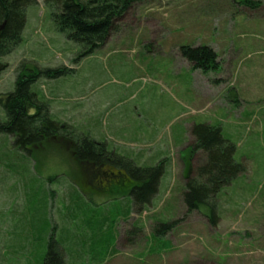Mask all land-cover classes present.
Here are the masks:
<instances>
[{
	"label": "rangeland",
	"instance_id": "obj_1",
	"mask_svg": "<svg viewBox=\"0 0 264 264\" xmlns=\"http://www.w3.org/2000/svg\"><path fill=\"white\" fill-rule=\"evenodd\" d=\"M252 1L254 8L240 0H142L85 57L56 30L43 0L29 6L21 44L1 60L0 95L14 90L20 71L67 67L34 85L54 118L137 166L164 159L166 166L157 196L139 213L128 195L138 182L124 171L106 176L107 166H94L90 176L70 141L20 147L0 134V264H264V196L260 203L253 196L264 192V132L256 126L264 122V0ZM183 45L214 48L220 70L194 69L179 53ZM228 113L246 117V127L233 132ZM217 121L246 170L219 193L214 227L208 207L187 214L182 193L191 127ZM168 221H178L172 232L151 235Z\"/></svg>",
	"mask_w": 264,
	"mask_h": 264
},
{
	"label": "trees",
	"instance_id": "obj_2",
	"mask_svg": "<svg viewBox=\"0 0 264 264\" xmlns=\"http://www.w3.org/2000/svg\"><path fill=\"white\" fill-rule=\"evenodd\" d=\"M141 1L43 0L50 10L56 30L81 46L80 57L89 56L101 48L111 34L119 29L122 19ZM240 2L249 8H254L258 4L252 0ZM36 3L37 0H0V74L5 69L1 60L21 44L27 21V9ZM179 53L193 64L194 69H200L205 74L220 70L219 55L210 46L183 45ZM69 71L67 67L45 68L32 73L20 71L14 90L0 95V104L6 113V120L0 121V134L13 135L15 143L20 147L32 144L43 146L50 141L68 143L70 141L69 144L72 145L70 154L78 162L87 165V173L90 176L94 166L106 165L108 170L106 176H113L120 170L124 171L129 178L132 177L138 182L129 189L128 195L132 197L135 211L142 213L158 194L159 182L165 173L166 160H161L152 167L137 166L131 159L110 152L105 142H98L90 136L79 134L73 125L55 119L50 103L34 90V85L43 75L58 78ZM191 135L193 143L189 147L188 173L185 177V190L182 193L183 203L189 215L203 206L208 207L209 213L206 214L208 222L215 227L220 222L216 207L219 193L244 173L246 167L236 160L237 146L225 136L220 126L194 124L191 127ZM199 151L202 152V156L199 157L200 163L192 167ZM77 199L76 204L79 203ZM177 225L178 221L156 223L151 235L153 232H160L161 236H166ZM91 233L95 235L96 232ZM53 244L54 239L51 236L49 256L53 254Z\"/></svg>",
	"mask_w": 264,
	"mask_h": 264
},
{
	"label": "crops",
	"instance_id": "obj_3",
	"mask_svg": "<svg viewBox=\"0 0 264 264\" xmlns=\"http://www.w3.org/2000/svg\"><path fill=\"white\" fill-rule=\"evenodd\" d=\"M213 79H215V78H213ZM192 92H194L193 90H192ZM196 102V101H195ZM230 106V105H229ZM224 107H222V108H219V105L218 106H216V109H215V112H213L212 114H216V115H218L219 116V113H223L224 112ZM228 112V111H227ZM253 113V112H252ZM229 114V115H228ZM227 115H228V119L226 120V122L228 123V125L227 126H229V125H231V130L234 132L235 131V129L238 127V128H242L243 127V125L246 127V124H247V121H245V118L246 117H244L243 115V118L242 117H238V118H236V119H233L231 116H230V113H228ZM233 119V120H232ZM262 120V119H261ZM261 122V121H260ZM206 123H208V124H212V125H216V126H220L221 127V129H222V131H223V133L225 134V133H227V131H226V128H223L222 127V125L220 124V123H218V121L216 122V123H210V122H206ZM257 127H258V130H259V132H264V122L263 123H259L258 125H256ZM229 131H230V129H229ZM231 132V131H230ZM228 135H226L225 134V136L228 138H233L231 135V133H227ZM228 138V139H229ZM230 141H231V139H229ZM247 140H248V137H247ZM96 141H98V140H96ZM98 142H102V141H98ZM236 156H237V152H236ZM244 161H247V159H244ZM159 162V161H158ZM183 174H184V176L183 177H185V171L183 170ZM255 198H256V201H259V203L262 201V198H263V196H264V192H262L260 189L257 191V192H255V194L253 195ZM257 197H259V200H258V198ZM255 201V202H256ZM263 207V206H262ZM258 211H259V213L258 214H261V213H263V209L261 208V206H259L258 207ZM221 222V221H220ZM220 222H219V224H220ZM219 224H218V226H219Z\"/></svg>",
	"mask_w": 264,
	"mask_h": 264
},
{
	"label": "water",
	"instance_id": "obj_4",
	"mask_svg": "<svg viewBox=\"0 0 264 264\" xmlns=\"http://www.w3.org/2000/svg\"><path fill=\"white\" fill-rule=\"evenodd\" d=\"M1 28H2V26H1Z\"/></svg>",
	"mask_w": 264,
	"mask_h": 264
},
{
	"label": "bare ground",
	"instance_id": "obj_5",
	"mask_svg": "<svg viewBox=\"0 0 264 264\" xmlns=\"http://www.w3.org/2000/svg\"><path fill=\"white\" fill-rule=\"evenodd\" d=\"M188 20V19H187Z\"/></svg>",
	"mask_w": 264,
	"mask_h": 264
}]
</instances>
